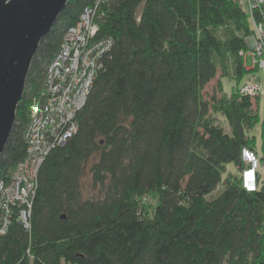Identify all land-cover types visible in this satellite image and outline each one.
<instances>
[{
  "label": "trees",
  "instance_id": "obj_1",
  "mask_svg": "<svg viewBox=\"0 0 264 264\" xmlns=\"http://www.w3.org/2000/svg\"><path fill=\"white\" fill-rule=\"evenodd\" d=\"M90 2L66 0L38 44L0 178L25 156L29 101ZM103 9L96 35L112 44L75 131L40 164L29 226L14 219L0 236V264H264V181L246 190L239 176L257 124L264 150V113L238 91L250 72L239 53L253 33L247 12L237 0H107ZM215 76L219 93L207 99ZM222 77L234 81L229 92ZM86 166L96 197L80 191ZM142 195L155 197L151 210Z\"/></svg>",
  "mask_w": 264,
  "mask_h": 264
},
{
  "label": "built area",
  "instance_id": "obj_2",
  "mask_svg": "<svg viewBox=\"0 0 264 264\" xmlns=\"http://www.w3.org/2000/svg\"><path fill=\"white\" fill-rule=\"evenodd\" d=\"M237 1L249 17L261 18L258 22L250 18L253 33L246 37L252 67L261 70V76L243 82L240 91L251 97L260 95L264 110V0ZM106 2L91 0L83 6L75 24L65 29L58 50L46 65L43 91L29 102L23 133L25 156L15 163L7 177L0 178V235L14 219L29 226L40 164L53 146L63 143L76 129V113L86 101L104 52L112 44L110 36L96 35ZM239 53L245 56L244 50ZM242 160V183L248 190L255 189L258 156L247 149Z\"/></svg>",
  "mask_w": 264,
  "mask_h": 264
},
{
  "label": "water",
  "instance_id": "obj_3",
  "mask_svg": "<svg viewBox=\"0 0 264 264\" xmlns=\"http://www.w3.org/2000/svg\"><path fill=\"white\" fill-rule=\"evenodd\" d=\"M66 0H0V154L32 56Z\"/></svg>",
  "mask_w": 264,
  "mask_h": 264
},
{
  "label": "rangeland",
  "instance_id": "obj_4",
  "mask_svg": "<svg viewBox=\"0 0 264 264\" xmlns=\"http://www.w3.org/2000/svg\"><path fill=\"white\" fill-rule=\"evenodd\" d=\"M100 14H101V16L104 14L103 8H102ZM247 36H249V35H247ZM244 53H245V56L242 55V57L245 58V65L248 66V68L250 69V72H248L246 74V76L244 77V80L242 82L251 80L253 78H258L261 76L260 72H262L261 70L257 69L256 67H255V70L253 69V71H251L252 70L251 54L247 50H244ZM243 62H244V60H243ZM221 82H222V87H223V89H225L226 92H229L231 87L234 84V81H232L231 79H229L228 82L227 81L225 82V86H224L223 81H221ZM215 84H216V76L213 79H211L208 83L205 84V86L203 88V96L205 98L208 99L211 96V94H213V93L216 95L219 93V90H216V87L218 88V86H217V84L216 85ZM252 102H253L254 108H257L259 112L264 113L263 112L264 110H263L262 104H261L262 98L260 95H253ZM218 118H219V115H218ZM219 121L221 122L220 119H219ZM221 124H223V123H221ZM252 132H254L256 135V138H255L256 140H255L254 145H255V147L257 146V148H258V151H255L256 155H258L260 151L264 152V150H262V148H261V139H260V135H259V125L258 124L253 127ZM243 163H244V161H243ZM261 163H262V159L258 158V164H257V169H256L257 175H258V169L261 166ZM257 179H258V177H257ZM80 191H81L83 198L96 197V196L100 195V193H101L99 186L95 185L92 181L91 173L88 170V166H86L84 173L81 177ZM141 200H142V203L144 204V206L148 210H151L153 208L154 203H155V197L154 196L142 195ZM262 249H263L262 259H264V237H263V241H262Z\"/></svg>",
  "mask_w": 264,
  "mask_h": 264
},
{
  "label": "crops",
  "instance_id": "obj_5",
  "mask_svg": "<svg viewBox=\"0 0 264 264\" xmlns=\"http://www.w3.org/2000/svg\"><path fill=\"white\" fill-rule=\"evenodd\" d=\"M243 60H244V64H245V58H243ZM246 67L248 68V66H246ZM231 80L233 81V79H231ZM221 81H223L224 86H225V82L226 81L228 82L229 81V78L228 77H222L221 78ZM255 151H258L257 146L255 147ZM260 152H259V154L257 156H259L258 158H261L262 159V163H261V166L258 169V175H257V177H258V180L261 182V181H264V158H263L264 157V152H262V151H260ZM227 170L228 171H232V172L235 171L234 165L232 163H228ZM262 252H263V249H262Z\"/></svg>",
  "mask_w": 264,
  "mask_h": 264
},
{
  "label": "bare ground",
  "instance_id": "obj_6",
  "mask_svg": "<svg viewBox=\"0 0 264 264\" xmlns=\"http://www.w3.org/2000/svg\"><path fill=\"white\" fill-rule=\"evenodd\" d=\"M251 18V17H250ZM251 19H253L254 20V22H258V21H260L261 20V18H251ZM250 19V22H251V24H252V20ZM93 83V82H92ZM91 87H92V85H91ZM240 87H241V85H239V87H238V91H239V93L240 94H242V95H247V94H245V93H242L241 91H240ZM30 102V101H29ZM244 150H247V149H244ZM243 150V151H244ZM254 154H256L255 152H254ZM244 168V167H243ZM242 168V169H243ZM242 171V170H241ZM240 180H241V185L244 187V185H243V183H242V179H243V177H242V174L240 173ZM244 189H246L245 187H244ZM246 190H248V189H246ZM252 190H254V189H252ZM1 236V235H0Z\"/></svg>",
  "mask_w": 264,
  "mask_h": 264
}]
</instances>
